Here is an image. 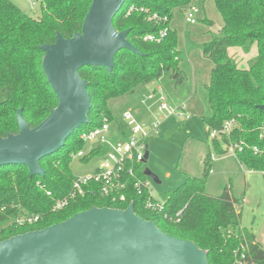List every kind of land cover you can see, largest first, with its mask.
Returning <instances> with one entry per match:
<instances>
[{
    "label": "trees",
    "instance_id": "obj_1",
    "mask_svg": "<svg viewBox=\"0 0 264 264\" xmlns=\"http://www.w3.org/2000/svg\"><path fill=\"white\" fill-rule=\"evenodd\" d=\"M40 3L36 17L28 15L10 0H0V136L18 132L16 114L29 127L39 124L57 105V97L42 68L44 51L41 44H51L56 33L69 38L81 32L82 23L91 0H36ZM190 0H125L112 19L115 31L129 29L126 39L139 51L120 49L115 53L111 71L105 67L84 66L80 77L87 82L91 107L88 122L80 125L52 154L38 161L44 173L29 175L26 165L0 166V240L27 231L42 229L61 222L71 215L92 206L125 209L130 203L136 215L153 221L166 234L190 240L206 251L208 264H264V247L255 236L241 226V212L236 210L240 199L232 193V184L219 195L206 193L205 184L210 174L212 158L203 157L201 174L187 175L174 190L161 194V211L145 207L147 199L157 200L142 189L138 194L128 178V186L112 196L99 193V184L88 181L82 193L69 199L64 207L52 210L58 199L70 194L76 176L70 168L71 154L84 149L78 135L81 131L100 125L102 116L119 124L118 103L137 88L155 82L164 72H170L175 84L183 79L180 53L177 50L175 30L169 21L159 26L145 20L142 12L126 15L131 4L143 5L150 12L172 15L175 7ZM222 18L217 34L205 42L202 55L213 66L207 83L202 84L207 114L201 116L206 134L220 130L227 120H233L228 134L212 137L218 154L227 153L229 142H242L236 150L238 162L246 169L260 171L264 177V0H215ZM197 19V18H196ZM208 23H210L208 21ZM166 28L160 42L144 41L145 33ZM256 45L257 55L248 60L247 68H239L228 55L229 47L249 52ZM254 148L257 151H254ZM100 153L98 149L86 152L82 161ZM135 176L141 182L144 173L135 167ZM123 193L125 199L118 196ZM164 213L179 221L165 218ZM36 214L33 223H19L17 219ZM243 254V258L240 255Z\"/></svg>",
    "mask_w": 264,
    "mask_h": 264
},
{
    "label": "water",
    "instance_id": "obj_2",
    "mask_svg": "<svg viewBox=\"0 0 264 264\" xmlns=\"http://www.w3.org/2000/svg\"><path fill=\"white\" fill-rule=\"evenodd\" d=\"M124 1L91 0L81 32L69 38L57 32L53 43L40 45L42 68L58 102L34 127L18 109V132L0 136V166L26 165L30 176H42L38 161L88 122L91 102L79 70L102 66L111 71L118 50L139 52L126 39L129 29L117 32L112 25ZM259 107L264 109V104ZM0 264L208 263L205 250L161 231L153 221L136 215L130 203L125 209L92 206L61 222L3 239Z\"/></svg>",
    "mask_w": 264,
    "mask_h": 264
},
{
    "label": "rangeland",
    "instance_id": "obj_3",
    "mask_svg": "<svg viewBox=\"0 0 264 264\" xmlns=\"http://www.w3.org/2000/svg\"><path fill=\"white\" fill-rule=\"evenodd\" d=\"M10 1L28 15L36 17L39 13L40 3L36 0ZM190 1L199 11L195 15L197 18L196 23L184 24L185 14L181 10L186 5L175 7L171 15L173 20L171 28L176 33L183 79L179 84H175L173 77H170V72H164L159 79L162 86L160 89L165 95L168 94L167 99L172 103L175 100L177 103L182 102L189 114L187 118L173 114L162 120L156 134L152 133L146 139L149 153L146 162L139 165V172L143 173L145 171L144 174L146 173L145 177L149 182L152 196L160 201L162 193L177 188L183 183L187 175L199 176L203 157L205 154L210 153L213 160L212 173L208 175L205 184L206 193L219 195L231 183L234 196L241 198L244 188L248 185L252 187L253 194L251 200H248L250 204L240 206L242 209L241 225L251 228L258 235L264 230V184L262 174H260V171L249 170L240 166L236 156L231 152L224 154L215 152L211 136L206 134V129L201 121V116L207 114V104L202 84L209 81L213 66L211 60L202 55L201 47L212 38V34L218 33L223 21L216 8L215 0ZM160 16L163 18L167 15ZM167 17L169 18V16ZM160 24H163V22ZM229 53L230 55H228L234 59L239 68H247L248 60L257 55V48L254 45L249 52H244L241 48L232 47ZM157 83L158 80L139 87L132 94L126 96L123 101L121 100L118 103L117 113L121 114L122 111L129 108L138 119L147 122L150 118L149 113L146 111L145 106L141 104L140 98L144 93L152 92ZM90 146L89 144L85 145L86 152H88ZM222 147L225 148L223 144ZM101 160L102 152L91 156L85 161H82L76 155H72L70 168L75 176H85L91 174L98 167ZM244 171L248 172V176H244ZM252 173V178L249 179V175ZM254 209L256 211H253Z\"/></svg>",
    "mask_w": 264,
    "mask_h": 264
},
{
    "label": "built area",
    "instance_id": "obj_4",
    "mask_svg": "<svg viewBox=\"0 0 264 264\" xmlns=\"http://www.w3.org/2000/svg\"><path fill=\"white\" fill-rule=\"evenodd\" d=\"M191 2L192 1H189L183 9L185 14L184 19L186 23L194 24L196 22L195 15L199 11ZM135 11L143 12L145 14V20L157 26H159L161 22L165 23L169 21L167 16L161 18L158 13L150 12L148 8L143 5L131 4L127 7L125 14L129 15ZM165 34L166 28L164 27L160 28L155 33H145L142 39L144 41L160 42ZM167 98L168 97L161 91L160 87L155 88L152 92L144 93L141 96L140 102L145 106L150 117L147 122L138 119L135 113L128 108L122 111L118 117L120 126H117L115 122L110 121L108 117L103 115L100 125L81 131L78 138L85 144L91 145L88 151L92 149L100 150V153L102 152V160L91 174L80 177L76 176L70 194L55 201L52 210L64 207L67 205L70 198L76 194H81L82 186L88 181L99 184V193L101 195L112 196L115 192L124 190L128 186V178L131 177V184L138 194L142 193L144 187V189L152 195L149 182L147 180L141 182L140 179L135 176V167L144 161L145 154L148 153V143L146 139L152 133L156 134L165 117L176 114L179 117L187 118L189 114L185 106L182 105V102L172 103ZM232 125L233 120H227L220 130L212 129L208 134L211 138L219 137L220 134H228ZM241 148V141L237 143L229 142V144L225 146L226 151L234 155L236 150H241ZM254 151H257V149L254 148ZM85 153V149H80L72 153L71 156L76 155L82 157ZM209 172L211 173L212 170ZM118 199L123 201L125 199L124 194L120 193ZM145 207L161 211L163 203L161 201L154 202L147 199ZM164 217L179 221L178 213L174 215V218L164 213ZM39 218V215L31 214L25 215L17 219V221L19 223H33L39 220ZM240 258H243V254L240 255ZM235 264L245 263L240 259H236Z\"/></svg>",
    "mask_w": 264,
    "mask_h": 264
},
{
    "label": "crops",
    "instance_id": "obj_5",
    "mask_svg": "<svg viewBox=\"0 0 264 264\" xmlns=\"http://www.w3.org/2000/svg\"><path fill=\"white\" fill-rule=\"evenodd\" d=\"M182 12H184V10H183V8H182V10H181ZM172 16H171V18H170V20H169V26L170 27H172ZM196 22H197V19H196ZM195 22V23H196ZM184 24L185 25H188L189 23H186V21H185V19H184ZM184 25V26H185ZM230 48H232V47H229L228 48V50H227V52H228V54L230 55V53H229V50H230ZM239 48V47H238ZM234 51V50H233ZM252 51V50H251ZM253 54H254V52H253ZM253 54H252V56H253ZM251 58V57H250ZM239 65V64H238ZM153 83V82H152ZM143 87V86H142ZM158 87H162L161 86V84L159 83V80H158V83H157V85H156V88H158ZM167 95V97H168V94H166ZM170 99H173V98H171V97H169ZM174 100V99H173ZM178 101V100H177ZM180 102V101H179ZM174 103H177L176 102V100L174 101ZM148 143V142H147ZM148 148H149V146H148ZM148 153H149V149H148ZM147 157H148V155H147ZM147 159V158H146ZM146 159H144V161L143 162H146ZM240 164V163H239ZM240 166H242L241 164H240ZM243 167V166H242ZM145 171H143V173H144ZM249 172H251V171H249ZM212 173V172H211ZM260 173V172H259ZM146 174V173H145ZM144 174V175H145ZM260 174H262V173H260ZM245 175H247L248 176V172H246V171H244V176ZM252 175H253V173L252 174H250L249 175V179H251L252 178ZM262 180H263V184H264V177H263V174H262ZM146 180H147V178H146ZM148 181V180H147ZM232 193H233V188H232ZM252 194H253V189H252V187H250L249 185L247 186V187H245L244 188V190H243V194H242V196H241V198H240V201L242 202V203H240V205H236L235 207H236V210L238 211H240L241 212V220H242V209H241V207L240 206H242V204H244V205H248V204H250V202L248 201V200H251V197H252ZM234 195V194H233ZM236 198H238V197H236ZM238 198V199H239ZM253 211H256L255 209L253 210ZM242 226V225H241ZM245 226V225H244ZM243 227V226H242ZM244 228H246L249 232H251L254 236H255V238H256V240L264 247V230L263 231H261L258 235L257 234H255L253 231H252V229L251 228H249V227H247V226H245Z\"/></svg>",
    "mask_w": 264,
    "mask_h": 264
}]
</instances>
